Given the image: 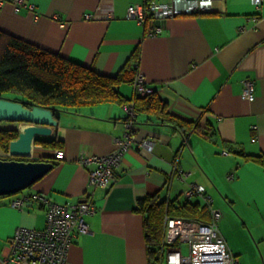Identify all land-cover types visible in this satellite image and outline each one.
Returning a JSON list of instances; mask_svg holds the SVG:
<instances>
[{"label":"crops","instance_id":"0c3cea01","mask_svg":"<svg viewBox=\"0 0 264 264\" xmlns=\"http://www.w3.org/2000/svg\"><path fill=\"white\" fill-rule=\"evenodd\" d=\"M15 1L0 0V30L109 78L124 72L117 90L128 103L143 96L135 87L142 75L168 112L210 122L217 142L195 133L185 137L155 113L137 112L136 140L112 185L101 189L89 185L95 167L81 166L78 159L114 152L127 129L128 103L62 113L59 126L45 139L63 142L64 159L31 189L0 199V264L11 254L9 240L18 228L46 227L44 205H12L30 193L61 204L89 200L95 205L97 212L85 218L89 233L74 239L66 264H150L139 202L149 196L183 202L193 183L213 198V207L222 214L220 233L240 264H264V164L223 154L225 142L264 158V0L259 9L251 0H214L209 13L162 22L149 17L146 24L128 13L146 0H23L19 10ZM153 26L162 32L151 36ZM248 79L255 85L252 101L242 97ZM3 126L20 132L26 127ZM143 140L151 146L143 147ZM49 154L34 145L30 161ZM9 158L0 150V159ZM175 166L185 172L184 180ZM190 200L206 205L203 196Z\"/></svg>","mask_w":264,"mask_h":264},{"label":"trees","instance_id":"16d2710c","mask_svg":"<svg viewBox=\"0 0 264 264\" xmlns=\"http://www.w3.org/2000/svg\"><path fill=\"white\" fill-rule=\"evenodd\" d=\"M123 75L124 72L112 79L98 74L92 67L76 64L59 53L42 49L0 30V99L18 101L30 109L34 107L50 109L54 116L60 119L62 113L78 112L83 107L103 103L120 105L128 103L117 90L120 81H125ZM130 102L135 104L136 113L153 112L158 115L162 124L184 133L185 137L190 133H195L203 140L217 142L214 137L215 133L209 127L210 122L202 124V119L188 121L171 114L156 92L148 96L137 95ZM3 124L18 123L0 121V150L9 154V145L18 139L20 131L18 128H7ZM35 145L50 153L49 157H43L40 161L52 162L56 167L58 161L54 160L53 154L56 150H63V142L59 139L40 138ZM223 145L225 146L224 152L228 155H237L247 161L264 164V158L246 155L235 144L224 142ZM11 159L14 158L6 160ZM29 195L35 194L30 193ZM12 197L16 198L15 194L0 196V199ZM138 212L144 218V234L150 264H163L165 260L167 245L164 235L167 216L204 223L211 219V209L207 204L201 205L188 198L179 202L178 200L162 201L159 196H149L139 202Z\"/></svg>","mask_w":264,"mask_h":264},{"label":"built area","instance_id":"2783aa9c","mask_svg":"<svg viewBox=\"0 0 264 264\" xmlns=\"http://www.w3.org/2000/svg\"><path fill=\"white\" fill-rule=\"evenodd\" d=\"M258 9L263 0H251ZM214 0H173L171 4L159 2V0H146L145 5L131 6L129 16L140 24H146L151 17L156 21H164L168 18L206 14L213 11ZM17 10L24 4L23 0H16ZM33 9V6H29ZM111 14L108 15V18ZM89 18V17H88ZM162 32L161 27L153 26L150 29L151 36H157ZM136 91L139 95L148 96L155 90L148 86L142 75L135 79ZM254 82L245 81L243 98L252 101L254 99ZM127 113L126 131L120 140H117V148L106 156L81 154L78 163L84 167L94 166L90 171L89 185L101 189H108L115 179V172L121 166L124 156L130 151L136 140L134 126L136 118L135 104L128 103L125 106ZM143 147L151 146L150 142L143 140ZM228 155L227 152L223 153ZM65 157L63 150L54 151L53 158L61 161ZM175 172L181 180L186 174L183 170ZM232 176H230L231 178ZM188 199L203 196L206 204L211 209V222L202 223L190 219L166 217L164 241L167 245L165 253L166 264H240L237 258L228 248L227 243L220 233L218 223L221 212L213 207V198L208 195L205 188L198 184H191L185 193ZM37 201L46 207V227L44 229H30L20 227L9 240L10 255L4 260V264H66L69 250L74 239L80 234H88L89 226L85 218L94 215L97 210L93 202L86 200L75 204H61L54 202L48 196L24 194L13 201L16 209H22ZM185 244L188 253L181 248Z\"/></svg>","mask_w":264,"mask_h":264},{"label":"water","instance_id":"95a60500","mask_svg":"<svg viewBox=\"0 0 264 264\" xmlns=\"http://www.w3.org/2000/svg\"><path fill=\"white\" fill-rule=\"evenodd\" d=\"M0 121L25 124L18 139L9 145L11 160L0 159V196L19 194L34 186L54 167L49 161H30L34 145L40 138L50 137L59 119L50 109L25 107L18 101L0 99ZM20 160H17V159Z\"/></svg>","mask_w":264,"mask_h":264},{"label":"rangeland","instance_id":"374dc122","mask_svg":"<svg viewBox=\"0 0 264 264\" xmlns=\"http://www.w3.org/2000/svg\"><path fill=\"white\" fill-rule=\"evenodd\" d=\"M88 108H90V107H83L82 110L83 109L85 110V109H88ZM221 218H222V216H221ZM181 248H182V250L184 251L185 254L188 253V249H187V246L185 244H181Z\"/></svg>","mask_w":264,"mask_h":264},{"label":"clouds","instance_id":"9594fccd","mask_svg":"<svg viewBox=\"0 0 264 264\" xmlns=\"http://www.w3.org/2000/svg\"><path fill=\"white\" fill-rule=\"evenodd\" d=\"M31 160V159H30Z\"/></svg>","mask_w":264,"mask_h":264}]
</instances>
